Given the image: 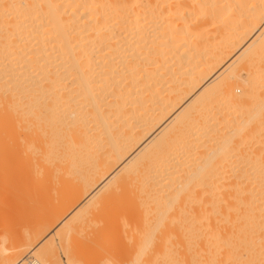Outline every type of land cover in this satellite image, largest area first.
Here are the masks:
<instances>
[{"label": "bare ground", "instance_id": "bare-ground-1", "mask_svg": "<svg viewBox=\"0 0 264 264\" xmlns=\"http://www.w3.org/2000/svg\"><path fill=\"white\" fill-rule=\"evenodd\" d=\"M0 186V264H264V0H0Z\"/></svg>", "mask_w": 264, "mask_h": 264}, {"label": "rangeland", "instance_id": "rangeland-1", "mask_svg": "<svg viewBox=\"0 0 264 264\" xmlns=\"http://www.w3.org/2000/svg\"><path fill=\"white\" fill-rule=\"evenodd\" d=\"M239 89L240 88H237L238 93L240 92ZM164 153H166V152H164ZM167 153H169V151ZM6 190H7L6 188L0 186V243H2V242L4 243L5 241L7 242L8 238L14 237L15 235L17 237L18 233L21 237L23 235V233H22L23 231H21V230L22 229L23 230L29 229V227H31V225L33 223V220L36 217H38L40 214H43V212L45 210V208L39 206L38 204L33 205V204H30L24 200L19 199L18 197H9L5 193ZM69 215H70V212L67 213L66 215H64L61 219H67L69 217ZM103 215L104 214L102 213L101 216H103ZM99 216H100V214H99ZM99 216H97V217H99ZM104 218H106V217H104ZM102 219H103V217H102ZM108 220H109V218H108ZM58 223L55 226H53L48 232H46L41 238H39L38 243H41L42 241H45L47 238H49V236L53 233V230L58 225ZM11 225L12 226L15 225V228L19 229V232H18V230H16L15 228H14L15 230L13 229L14 226L12 227V229L14 230V233L16 231V234L14 236H12V234H14L13 232L10 231L8 233V230L11 227ZM25 226H27L28 228H26ZM87 238H84V240H86ZM82 239H83V236L78 235V236H76L75 241L72 240L74 242H72V241L66 242L65 247L63 249L61 247L58 248L55 257L57 258V261L59 264H69V263H67V255H66V253H68V252L70 254L71 253H79L80 255L83 256L84 260L90 261V263L92 262V264H95V263L99 264V262L104 261L103 258L108 257V253L106 254V252L101 253L99 255L92 253V252H94L93 248L95 249L96 246L95 247L91 246L92 244H90V239L87 240V242L89 241L87 244H83V243L81 244L80 242ZM83 242L86 243V241H83ZM2 245H5V243ZM90 247H93V248H90ZM89 248L92 249V251H90ZM89 252H91V253H89ZM77 256H78V254H77ZM94 261H96V262H94Z\"/></svg>", "mask_w": 264, "mask_h": 264}]
</instances>
